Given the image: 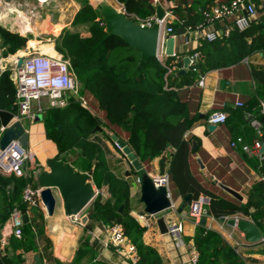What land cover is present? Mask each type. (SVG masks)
I'll list each match as a JSON object with an SVG mask.
<instances>
[{
  "label": "trees",
  "instance_id": "1",
  "mask_svg": "<svg viewBox=\"0 0 264 264\" xmlns=\"http://www.w3.org/2000/svg\"><path fill=\"white\" fill-rule=\"evenodd\" d=\"M76 1L81 4V8L72 24L84 26L90 34L85 36L80 30L64 28L55 38V48L70 61L81 86V94H92L103 110V116L100 118L73 99L66 107L47 108L41 114L48 138L58 147L56 159L63 160L79 172L93 169L91 179L95 185L99 189L108 186L110 198L104 202L97 198L89 207V215L106 223H121L125 234L137 246L140 255L138 264H161L157 251L142 241L145 227L131 215V183L115 174L110 167L109 149L99 135L108 127L118 137L120 130L124 131L125 141L142 163L162 155V171H168L179 193L189 195L190 202L200 199L202 193L209 196L210 201L205 207L207 215L217 219L232 215L251 216L261 227L258 218L264 217V183L256 186L259 187L257 197L252 195L247 203H243L236 198L216 195L206 189L192 173L193 138H186V132L191 128L194 118L189 117V104L180 97L175 87L178 86V78L188 77V82H192L211 68L239 61L254 53H263L264 58V10L247 28H237L215 41L206 40L199 47L198 60L188 73L175 76L174 70L170 71L171 57L167 58L166 63L153 57L145 67H141V53L129 49L120 36L108 34L97 7L90 0ZM117 1L126 14L138 22L156 14L154 0ZM178 10V6L174 8L175 12ZM182 19L173 26L175 30L177 26L185 25L186 17ZM198 22L195 15L189 18L190 24ZM32 37V34L22 35L0 24V47L4 49V56L24 49ZM252 73L257 94L252 104L261 105V101H264V67H255ZM11 74L10 68L0 74V109L17 114L16 89ZM260 122V138L264 139V116ZM2 134L0 122V137ZM30 180L27 170L26 175L20 177L0 172V228L15 207L27 211L37 210L38 207L29 208L23 200V191ZM11 183L14 188L7 191L6 186ZM122 204L124 208L120 211ZM252 206L254 212L250 211ZM43 231L42 217L40 224L33 221L24 223L22 237L12 236L10 241L14 248L23 247L38 253L36 232L40 234ZM194 240L199 251L198 264H247L218 231L206 225L197 224ZM90 251L88 238H85L72 264H79ZM0 260L5 264L4 258L0 257ZM21 263L24 264L23 260H18L17 264Z\"/></svg>",
  "mask_w": 264,
  "mask_h": 264
},
{
  "label": "crops",
  "instance_id": "2",
  "mask_svg": "<svg viewBox=\"0 0 264 264\" xmlns=\"http://www.w3.org/2000/svg\"><path fill=\"white\" fill-rule=\"evenodd\" d=\"M115 1L117 2L115 7L125 11L121 3L117 0ZM230 1L154 0L155 4L158 2L167 12L165 18L167 26L173 27L182 17H186L184 19V21L186 20L185 25L176 27V30L179 27H184L185 33L182 35L175 34V54L171 56L165 55V40L168 37L163 34L157 57L158 60L166 63L167 58L171 57L174 75H181L178 72L183 68V62H179L178 58L198 53L199 47L207 40L200 32L188 31V27L193 25L189 23V18L195 15V19L202 21V11L205 8L216 3ZM76 2L80 7L76 9L71 20L66 23L48 21L47 24L50 25L49 27L52 31L46 32L47 34H60L64 28L74 31L80 30L81 27L85 28L84 26H74L72 24L81 8V4L78 1ZM245 2L246 4H252L256 8V16L252 17L248 15L245 9H242L231 16L215 21L213 27L220 34L219 38L222 35L228 36L233 30L237 29L235 21L238 17L247 16L253 22L257 20L262 10H264V0H245ZM177 6L179 10L175 12L174 8ZM19 31L22 35H28L26 33L30 32V30ZM81 32L82 34H90L87 30L85 31L86 33ZM30 40L32 41L29 43ZM30 40L27 42L26 47L18 52H22L24 55L33 50L49 53L47 49L49 50L51 46L45 48V45H40L37 37H32ZM34 40L37 42L36 44ZM255 67H264L263 53H254L239 61L209 69L203 75V85L199 83L200 77L192 82H188L189 78L187 77L178 78V86L175 87L180 97L189 104V117L194 118L191 128L186 132V138L192 137L193 141L197 142V146H193L191 154L190 166L192 173L199 178L206 189L216 195L232 199L235 197L222 186L236 190L243 197L242 200H238L243 203H247L252 195L256 196L259 192V187L256 186L264 183V177L258 170L261 156L252 155L242 148L243 144L252 146L254 141L259 138L260 132H262L260 118L264 116V101H261V105L252 104L253 99L257 95L256 82L252 73V69ZM10 69L12 70V67ZM90 96L94 98L92 94ZM80 97L81 100L77 101L91 109L100 118L103 116V110L99 105V109L95 110L91 105L92 99L88 98L86 93L81 94ZM71 99L76 100L70 95L69 102ZM82 99L87 104H84ZM238 102H242L243 105L239 106ZM219 110L227 112L228 118L226 122L217 124L215 128L210 130L209 125L211 123H209L208 119L213 112ZM15 115H19L18 107ZM255 122L258 125H255ZM22 123L29 132V147L27 150L34 159L33 161H28L26 166L27 173L31 177L28 186L39 188L37 176L43 171L50 170L47 162L50 158L57 157L58 147L53 140L48 138L43 117L31 122L23 119ZM1 130L3 131L2 125ZM104 132H100L99 135L103 137L109 149L108 161L112 171L118 176L128 179L131 183L130 195L131 206L133 207L131 215L145 227L142 236L143 243L157 251L161 258V264H186L190 257V248L193 245L195 246L194 236L197 227L196 219L191 215V202L184 200L185 196L179 193L176 186V195L171 191L172 181L170 182L172 208L152 216L145 212V205L140 199L141 183L138 182V178L142 179L144 174L152 176L161 173L162 155L153 158L148 163H142L138 159L142 164V169L137 170L123 150L116 145V141L113 139L114 131L105 127ZM119 136L123 140L126 138L123 130H120ZM239 137L242 142L238 143L237 146H233L232 141ZM9 175L11 174H7V176ZM88 181L93 185L96 195L79 213L81 223H74L70 220L57 189H54L57 197V206L52 216L48 215L43 203L38 206L36 211H27L29 221H33L36 224H40L43 217L44 231L40 234L36 232L35 243L44 264H58V262L61 264H72L77 250L85 238H88V247L91 251L84 256L79 264H131L121 250L104 246L103 240L107 238L109 227L112 223L92 218L89 215V207L97 198L104 202L110 198L111 194L107 185L99 189L91 177ZM13 188L12 183L6 186L7 191H12ZM200 198H208L210 200V197L204 193L201 194ZM183 204H185V207L179 212ZM207 204L205 203V207ZM250 211H255L254 206L250 207ZM234 216L236 215L226 217ZM239 216L254 221L251 216ZM162 217L167 220V224L169 223V218H171L172 222L183 223L184 245L177 246L169 232L162 233L160 231L158 219ZM206 218L207 222L205 225L207 228L218 231L247 264H264V240L250 243L245 239V233L239 230L237 226H230L226 222H222L220 218L217 219L210 215ZM258 221L261 224V227H258L264 238V217H259ZM6 223H8V220ZM11 237L12 235H7V244L3 249H0V257L5 259V264H17L20 259L23 260L24 264H34V255L37 252L25 250L23 247L14 248L10 241Z\"/></svg>",
  "mask_w": 264,
  "mask_h": 264
},
{
  "label": "built area",
  "instance_id": "3",
  "mask_svg": "<svg viewBox=\"0 0 264 264\" xmlns=\"http://www.w3.org/2000/svg\"><path fill=\"white\" fill-rule=\"evenodd\" d=\"M245 9L250 16H256L257 10L252 4H246L245 0H231L230 2H221L211 5L202 11L203 20L196 25L188 27L189 32H200L208 41H215L219 38L220 34L214 29L215 21L221 20L225 17L231 16L236 12ZM156 19V16L150 19L140 21L144 26H151ZM251 21L247 16H240L235 21V26L243 30L250 25ZM162 34L169 36L175 35V28L167 26L166 22L162 23ZM25 55L21 68H17V58L12 67V79L15 84L16 105L18 107L19 115H16V120L33 121L36 111L43 112L47 108H63L69 104L71 93L78 94L79 83L76 75L71 68V63L63 55L59 53L51 54L39 50H33ZM191 64L194 65L198 60V53L190 55ZM196 69V68H194ZM172 68L170 69V71ZM199 83L204 84V78H199ZM46 98L47 104L42 103V99ZM84 104H87L82 99ZM242 106V102L237 103ZM264 112V105H263ZM228 114L225 111L219 110L213 112L208 121L211 124H221L226 122ZM255 125H258L256 122ZM3 131L4 128L2 127ZM262 136V132H260ZM259 136L252 146L243 144L242 148L256 156H261L262 140ZM242 139L239 137L232 141L233 146L241 143ZM116 145L121 148L117 143ZM32 156L23 145L15 140L13 143L2 150L0 148V172L3 174H14L16 176H25L26 169L24 168L25 162L29 161ZM151 176V175H150ZM151 178L157 188L165 186L170 195V174L167 170L159 174L152 175ZM138 182H142L138 178ZM42 188H33L27 186L23 191V200L28 207H38L42 204L41 199ZM208 198H200L191 201V215L195 217L196 223H201L203 217H207L205 203H209ZM154 216V215H152ZM70 220L74 223H81L79 214L68 215ZM236 219L241 218L239 215L234 216ZM142 218H144L142 216ZM23 211L15 207L11 210L8 223H5L0 228V249H3L7 244V235L16 236L21 238L23 235ZM184 226L182 222L168 223V232L173 237L177 246L185 244L183 238ZM98 237L97 235H94ZM264 240V238L262 239ZM105 247H114L123 252L129 259L131 264H138L140 255L137 246L125 234L124 227L121 223L113 222L109 227L107 238L103 240ZM199 251L196 246H191L190 257L186 264H198Z\"/></svg>",
  "mask_w": 264,
  "mask_h": 264
},
{
  "label": "water",
  "instance_id": "4",
  "mask_svg": "<svg viewBox=\"0 0 264 264\" xmlns=\"http://www.w3.org/2000/svg\"><path fill=\"white\" fill-rule=\"evenodd\" d=\"M94 6V5H93ZM97 7L101 18L105 24V30L109 35L120 36L128 45L129 49H135L141 53V67H145L147 62L153 58L158 57L162 34V23L164 22L167 12L157 2L156 3V19L151 26H144L134 18L128 16L125 11H119L108 0H102ZM185 33L184 27H179L176 30V35ZM175 36H169L165 40V55L171 56L175 54ZM25 55L17 57V68H21ZM179 62H183V68L178 72L185 75L191 64L190 55L180 56ZM2 72L1 58H0V74ZM41 119V116L38 117ZM0 122L4 128L3 134L0 137V148L2 150L9 147L13 141L18 140L25 149L29 147V132L26 130L24 124L20 120H16V115L9 111L0 109ZM215 124H210L209 129L215 128ZM113 139L121 147L123 152L128 156L137 170L142 169V164L136 157V154L127 142L117 135ZM193 146H197V142L193 141ZM261 159L258 167L259 173L264 177V139L262 140ZM49 171H43L38 174L37 181L42 188L41 199L49 216H52L57 206V197L54 189H57L63 200L65 212L67 215L79 214L83 209L93 200L96 195L95 189L89 178L93 174V169L80 173L65 163L63 160L50 158L48 160ZM27 161L24 168L26 169ZM227 192L232 194L235 198L242 200V195L236 190L222 186ZM141 202L145 205V212L151 215H156L162 211L173 207L172 199L169 195L168 189L165 186L157 188L150 175L144 174L141 182ZM189 195L184 197L188 202ZM185 204L181 206L179 212L183 210ZM124 208L121 205L120 211ZM23 221L29 222V215L27 209H23ZM9 209L7 210V213ZM222 222H226L230 226H237L239 230L245 233V239L250 243L260 242L263 239V234L258 225L247 218L235 217H220ZM171 221V218H169ZM207 218L203 217L201 224L205 225ZM158 225L162 233L168 232V224L165 218L158 219ZM0 264H4L0 260ZM22 264V263H21ZM34 264H44L43 259L39 253L34 255Z\"/></svg>",
  "mask_w": 264,
  "mask_h": 264
},
{
  "label": "rangeland",
  "instance_id": "5",
  "mask_svg": "<svg viewBox=\"0 0 264 264\" xmlns=\"http://www.w3.org/2000/svg\"><path fill=\"white\" fill-rule=\"evenodd\" d=\"M100 1L102 0H91L94 6H98ZM108 1L114 6L117 5L115 0ZM78 7H80V5L74 0H0V24L9 28L13 32L19 33V30H26L24 29L25 26H29L30 28L27 30H30V32H27L26 34H32L34 38L37 37L39 44L45 45V48H49L51 46L49 50L47 49V52L51 54H61L55 48V38L60 34H47L46 32L52 31L47 22L61 21L62 23H66L71 20ZM80 30L83 31V33H86L85 28L81 27ZM36 43L37 42L35 41V44ZM3 51L4 49L0 47L2 71L13 67L16 57L19 56V50L15 54H10L8 56H4ZM80 89L81 86L79 84V93H71L72 97L76 100H81ZM86 95L88 98L92 99V107L95 110L99 109L97 100L92 98L90 93H86ZM47 101L48 100L46 98L42 99V103L45 105L47 104ZM39 116L42 118L41 112L36 111L34 120H37ZM33 160L32 156L29 161ZM171 191L176 195L177 191L174 184H171Z\"/></svg>",
  "mask_w": 264,
  "mask_h": 264
},
{
  "label": "bare ground",
  "instance_id": "6",
  "mask_svg": "<svg viewBox=\"0 0 264 264\" xmlns=\"http://www.w3.org/2000/svg\"><path fill=\"white\" fill-rule=\"evenodd\" d=\"M94 1H96V0H94ZM114 6V5H113ZM115 7V6H114ZM118 9V8H117ZM119 10V9H118ZM119 11H121V10H119ZM30 27L29 26H25V28L24 29H29ZM52 54H55V53H52ZM18 55H24V53H22V52H19L18 53Z\"/></svg>",
  "mask_w": 264,
  "mask_h": 264
}]
</instances>
